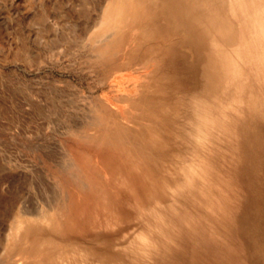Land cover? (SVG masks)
Returning <instances> with one entry per match:
<instances>
[{"label":"bare ground","instance_id":"6f19581e","mask_svg":"<svg viewBox=\"0 0 264 264\" xmlns=\"http://www.w3.org/2000/svg\"><path fill=\"white\" fill-rule=\"evenodd\" d=\"M92 40L116 99L40 157L53 199L3 179L0 264H264V0H110Z\"/></svg>","mask_w":264,"mask_h":264},{"label":"rangeland","instance_id":"374dc122","mask_svg":"<svg viewBox=\"0 0 264 264\" xmlns=\"http://www.w3.org/2000/svg\"><path fill=\"white\" fill-rule=\"evenodd\" d=\"M109 1L0 0V194L15 176L39 183L21 193L30 205L53 199L40 157L61 164L64 146L76 145L67 129L84 121L88 102L116 99V76L92 56Z\"/></svg>","mask_w":264,"mask_h":264}]
</instances>
